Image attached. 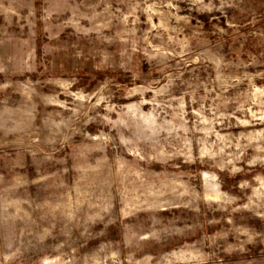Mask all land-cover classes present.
<instances>
[{
    "label": "rangeland",
    "instance_id": "rangeland-1",
    "mask_svg": "<svg viewBox=\"0 0 264 264\" xmlns=\"http://www.w3.org/2000/svg\"><path fill=\"white\" fill-rule=\"evenodd\" d=\"M0 264H264V0H0Z\"/></svg>",
    "mask_w": 264,
    "mask_h": 264
}]
</instances>
